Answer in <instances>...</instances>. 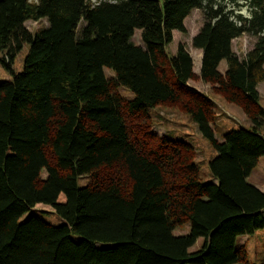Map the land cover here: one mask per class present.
<instances>
[{
	"label": "trees",
	"instance_id": "obj_1",
	"mask_svg": "<svg viewBox=\"0 0 264 264\" xmlns=\"http://www.w3.org/2000/svg\"><path fill=\"white\" fill-rule=\"evenodd\" d=\"M242 6L248 17L235 12ZM235 7L224 0H0V65L11 75L0 81V264L247 261L238 237L264 228V189L247 181L264 156L257 90L264 0ZM193 8L203 13L191 42L201 51L199 78L250 122L220 140L212 99L188 83L196 76L189 52L182 44L167 51ZM42 18L47 24L36 31L24 26ZM137 29L142 44L132 41ZM243 33L256 40L240 58L231 42ZM165 103L185 112L214 149V181H201L190 142L151 129L150 109ZM39 205L62 222L47 221ZM186 223L187 233H173ZM198 238L201 246L190 251Z\"/></svg>",
	"mask_w": 264,
	"mask_h": 264
},
{
	"label": "rangeland",
	"instance_id": "obj_2",
	"mask_svg": "<svg viewBox=\"0 0 264 264\" xmlns=\"http://www.w3.org/2000/svg\"><path fill=\"white\" fill-rule=\"evenodd\" d=\"M94 2L95 0H91ZM243 2V0H224L227 7L232 8L236 6V3ZM235 12L242 16H249L246 6L234 8ZM203 23V13L201 9L193 8L183 20V31L174 30L172 32V41L167 46V51L170 54H174L179 44L184 45V48L189 52L193 61V70L196 73L194 79L189 80V84L201 92L206 93L214 103V118L212 119V126L215 132L217 140L221 139L223 131L230 128L237 127H249L250 122L243 111L236 105L227 102L219 93L216 92L214 86L202 81L199 78V67L201 59V51L192 47V37L198 31ZM47 24V20L42 18L40 20H26L24 26L30 31H36L40 27ZM256 37L247 33L234 38L231 42L232 50L242 58L246 52L252 48ZM132 41L135 44H142L140 39V31L134 30ZM27 52V45H24L20 52L17 54L12 68L15 71L22 69L23 58ZM226 67L224 60L220 61L218 70L222 73ZM106 77L110 78L113 73L108 68L103 69ZM11 75L9 71L3 69L0 65V81L10 79ZM257 90L260 95V104L264 108V80L257 85ZM121 95L125 97H131L130 91L124 88H118ZM150 125L151 129L160 135L167 134L171 137H179L187 142H190L194 147V161L197 163L200 171L201 181H214L209 173L208 161L213 155H215L214 149L209 142L202 137L198 132L196 125L190 120L189 116L179 109L176 105L159 104L150 109ZM261 133L264 134V121L261 126ZM247 181L259 189H264V156H261L256 166L250 172L247 177ZM86 182V178L79 180V184L83 185ZM35 209L44 210L43 217L54 224L61 223L62 220L55 213H52L51 209L47 206H37ZM25 213L21 218H25ZM189 231V225L183 224L177 226L173 233L175 235L184 234ZM202 244V238H198L195 244L189 248L190 251L198 249ZM237 244L244 245L247 252V261L245 263L238 264H264V228L256 230L252 235H242L237 239Z\"/></svg>",
	"mask_w": 264,
	"mask_h": 264
}]
</instances>
